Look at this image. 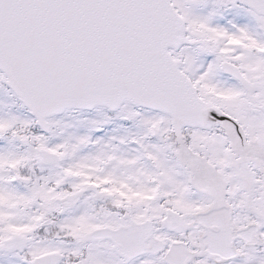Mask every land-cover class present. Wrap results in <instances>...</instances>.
Masks as SVG:
<instances>
[{
  "label": "snow or ice",
  "instance_id": "obj_1",
  "mask_svg": "<svg viewBox=\"0 0 264 264\" xmlns=\"http://www.w3.org/2000/svg\"><path fill=\"white\" fill-rule=\"evenodd\" d=\"M0 264H264V0H0Z\"/></svg>",
  "mask_w": 264,
  "mask_h": 264
}]
</instances>
